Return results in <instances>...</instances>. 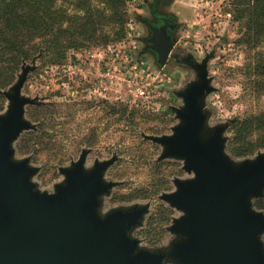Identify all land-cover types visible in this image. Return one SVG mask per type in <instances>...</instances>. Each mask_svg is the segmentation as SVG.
Segmentation results:
<instances>
[{
  "label": "rangeland",
  "instance_id": "374dc122",
  "mask_svg": "<svg viewBox=\"0 0 264 264\" xmlns=\"http://www.w3.org/2000/svg\"><path fill=\"white\" fill-rule=\"evenodd\" d=\"M155 0H130L126 37L107 45L86 43L69 49L63 65H51L38 53L23 61L12 81L0 88V118L10 109L7 94L29 66L21 97L34 101L24 106L23 119L31 128L22 130L12 142V161L27 162L36 169L30 178L40 194L54 195L65 187L62 173L84 154V170L96 163L112 161L102 174L111 188L98 197V214L106 218L115 211L146 209L139 223L128 233L137 242L136 252H169L183 235L171 233L174 221L185 212L163 197L178 191L177 183L195 179L179 157H163L165 146L151 137H170L182 124L177 111L185 108L183 95L190 85L206 78L208 89L200 103L206 115L203 137L224 127L223 153L235 166L264 155V134L253 132L246 153L232 149L235 124L251 114L264 112V88L252 86L259 46L239 43L243 26L227 11L230 0H164L161 9L177 25L176 45L164 67L140 54L146 28L138 16ZM257 88V87H256ZM258 92V93H257ZM42 108L48 119L37 114ZM53 111V112H52ZM47 128L42 129L41 121ZM54 125V126H52ZM46 133L48 136H44ZM261 197H251V209ZM264 246V233L260 235ZM163 264H179L165 259Z\"/></svg>",
  "mask_w": 264,
  "mask_h": 264
},
{
  "label": "water",
  "instance_id": "95a60500",
  "mask_svg": "<svg viewBox=\"0 0 264 264\" xmlns=\"http://www.w3.org/2000/svg\"><path fill=\"white\" fill-rule=\"evenodd\" d=\"M170 29V28H169ZM166 27L153 28L147 40L163 67L174 45ZM29 66L8 93L10 109L0 118V264H264V216L251 209L250 198L264 189V155L238 166L223 153L225 128L203 137L206 115L200 97L208 89L206 78L192 84L183 95L185 108L178 110L182 124L170 137H151L165 146L163 157H179L195 179L176 182L178 191L164 200L185 212L174 221L171 233L183 235L169 252H136L137 242L128 233L146 209L98 214V197L106 193L102 174L112 162L96 163L84 170V154L72 168L63 170L65 187L54 195L40 194L30 178L36 169L27 162L12 161V142L31 128L23 119L21 89Z\"/></svg>",
  "mask_w": 264,
  "mask_h": 264
},
{
  "label": "trees",
  "instance_id": "16d2710c",
  "mask_svg": "<svg viewBox=\"0 0 264 264\" xmlns=\"http://www.w3.org/2000/svg\"><path fill=\"white\" fill-rule=\"evenodd\" d=\"M129 1L0 0V88L12 81L23 61L40 51L46 63L61 66L69 49L79 50L88 42L98 46L123 40L130 20ZM227 11L244 28L239 43L260 47L251 83L256 90L263 89L264 0H230ZM36 115L48 119L51 112L42 108ZM45 123L41 121L42 129L49 126ZM235 125L234 143L238 145L232 153L240 156L251 146L247 138L256 134L253 132L264 134V112L251 114ZM257 206L264 209V199Z\"/></svg>",
  "mask_w": 264,
  "mask_h": 264
},
{
  "label": "flooded vegetation",
  "instance_id": "af4514ba",
  "mask_svg": "<svg viewBox=\"0 0 264 264\" xmlns=\"http://www.w3.org/2000/svg\"><path fill=\"white\" fill-rule=\"evenodd\" d=\"M168 1L164 0H155L154 3L146 6L145 11L147 12V17L138 16V21L146 28L147 36L141 39L142 48L140 54L148 56L151 60L156 62V54L148 48L147 40L151 36V30L153 28L166 27L168 33H170L174 39L177 31V25L174 23V19L171 14L164 12L161 7L167 5ZM170 28V29H169ZM173 48L169 54L168 60L165 65L168 63L170 55L176 45L177 40H174ZM164 65V66H165ZM163 66V67H164Z\"/></svg>",
  "mask_w": 264,
  "mask_h": 264
}]
</instances>
